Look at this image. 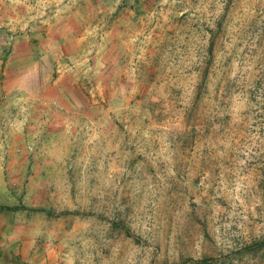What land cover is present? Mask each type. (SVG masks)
<instances>
[{
	"label": "rangeland",
	"instance_id": "1",
	"mask_svg": "<svg viewBox=\"0 0 264 264\" xmlns=\"http://www.w3.org/2000/svg\"><path fill=\"white\" fill-rule=\"evenodd\" d=\"M2 206L0 264H264V0H0Z\"/></svg>",
	"mask_w": 264,
	"mask_h": 264
},
{
	"label": "trees",
	"instance_id": "2",
	"mask_svg": "<svg viewBox=\"0 0 264 264\" xmlns=\"http://www.w3.org/2000/svg\"><path fill=\"white\" fill-rule=\"evenodd\" d=\"M0 209H1V210H17V209H19V208H18V207H11V206H2V207H0ZM68 212H69V211H68ZM68 212H64V213H68ZM127 233H128L129 235H132V233H131V231H130L129 229H127ZM263 244H264V242H262V243H256L255 245H253V247H260V246H262ZM211 260H212V259H204V260L198 261V263L209 264Z\"/></svg>",
	"mask_w": 264,
	"mask_h": 264
}]
</instances>
